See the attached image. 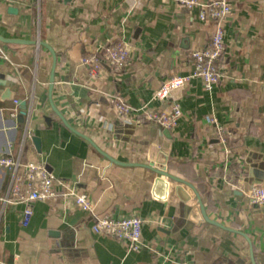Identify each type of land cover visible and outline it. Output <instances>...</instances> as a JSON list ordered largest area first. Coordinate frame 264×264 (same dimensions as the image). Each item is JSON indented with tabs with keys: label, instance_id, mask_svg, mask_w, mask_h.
<instances>
[{
	"label": "crops",
	"instance_id": "obj_1",
	"mask_svg": "<svg viewBox=\"0 0 264 264\" xmlns=\"http://www.w3.org/2000/svg\"><path fill=\"white\" fill-rule=\"evenodd\" d=\"M228 1L225 73L211 93L197 79L175 92L183 114L165 129L138 124L137 110H165L154 92L189 73L191 52L208 45L214 25L199 21L198 9L175 0H0V38L22 41L0 40V153L42 161L97 215L143 220L133 251L93 234L92 215L64 199L62 185L33 203L27 226L24 205L0 201V264H252V256L264 264V207L245 195L264 186V0ZM122 42L126 65L90 77L80 60ZM115 97L130 107L134 129L107 143ZM210 117L230 133L224 143ZM150 161L186 184L162 178L168 189L155 187L156 175L141 166ZM8 186L0 170V198ZM200 205L209 222L193 212Z\"/></svg>",
	"mask_w": 264,
	"mask_h": 264
},
{
	"label": "built area",
	"instance_id": "obj_2",
	"mask_svg": "<svg viewBox=\"0 0 264 264\" xmlns=\"http://www.w3.org/2000/svg\"><path fill=\"white\" fill-rule=\"evenodd\" d=\"M180 6L188 10L198 9L197 18L201 22H212L214 30L208 45L191 52V70L185 75H172L162 82L154 92L153 100L168 102L165 110L147 109L137 110L140 116L138 124L151 122L165 129H174L182 117L180 103L174 99L175 92L183 89L192 80H199L205 92L211 93L219 83L226 70L224 61L225 33L224 23L231 14V5L228 0H175ZM129 47L124 43L108 45L100 55L89 54L84 56L80 63L88 69L90 77L95 78L105 69L116 72L121 70L128 60ZM118 122L130 124V107L119 97L113 98ZM208 122L213 125L216 138L224 143L230 133L220 125L214 117ZM0 170L9 177L7 194L0 198L4 204L24 205L21 213V223L27 226L33 214L32 205L36 201H47L57 196L56 185L65 187L61 194L64 199H70L81 211L93 217L91 232L106 235L125 244L129 250L138 251L142 247L141 230L143 220L138 215L116 217L111 213L97 215L93 213V205L87 195L67 186L63 181H57L42 161L21 163L9 153H0ZM246 198L251 206L264 207V186L250 185L245 191Z\"/></svg>",
	"mask_w": 264,
	"mask_h": 264
},
{
	"label": "water",
	"instance_id": "obj_3",
	"mask_svg": "<svg viewBox=\"0 0 264 264\" xmlns=\"http://www.w3.org/2000/svg\"><path fill=\"white\" fill-rule=\"evenodd\" d=\"M0 40L4 41V42H22V41H8V40H5V39H2L0 38ZM40 45H43V46H46L44 43H38ZM50 51L51 53L52 50L46 46ZM54 56V55H53ZM55 59V57H54ZM52 79H51V83H52ZM46 121H48V119L46 118ZM134 129V125L132 124H121V123H117L113 126L112 130L108 133L107 132V143H110V142H117V141H126L127 140V137H124L126 136L127 134H130L131 133V130ZM36 145H38L39 141L38 139H35L34 140ZM113 144V143H112ZM95 149L97 151H99L101 154H103L107 159H109L111 162H114V160L112 158H110L108 155H106L105 153H103L102 151H100V149L95 146L94 144H92ZM114 145V144H113ZM141 166H143L144 168L146 169H149L150 171H152L153 174L156 175L155 179H154V185L155 187L158 186V185H164L167 189H168V186H169V183L164 181L162 178H165L167 179L168 181H172V182H176L178 184H186L184 181H182L181 179L173 176V175H170L167 171H166V166L165 164H159V163H153V162H148L147 164H142ZM175 190H176V194L177 196H179L181 198L182 201H186V199L188 197L186 196H181V192L182 189L180 186H177L175 187ZM199 211V214H200V221H206V222H209V219L207 218L206 216V213L204 212V209L202 208V206H198L196 207L195 209H193V212H197ZM86 242V246L88 245H91L92 244V240L91 239H88V240H85ZM252 264H254V260H253V256H252Z\"/></svg>",
	"mask_w": 264,
	"mask_h": 264
}]
</instances>
